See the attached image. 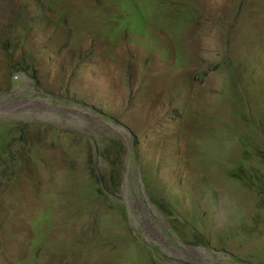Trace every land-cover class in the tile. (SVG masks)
<instances>
[{
    "label": "rangeland",
    "instance_id": "374dc122",
    "mask_svg": "<svg viewBox=\"0 0 264 264\" xmlns=\"http://www.w3.org/2000/svg\"><path fill=\"white\" fill-rule=\"evenodd\" d=\"M177 2L0 0V264H264V0Z\"/></svg>",
    "mask_w": 264,
    "mask_h": 264
},
{
    "label": "clouds",
    "instance_id": "9594fccd",
    "mask_svg": "<svg viewBox=\"0 0 264 264\" xmlns=\"http://www.w3.org/2000/svg\"><path fill=\"white\" fill-rule=\"evenodd\" d=\"M146 18H147V16H145V18H142V19L145 20ZM185 59H186V53H185ZM101 83H102V76H101V79L99 80V83H97L94 80H87V79L71 80L70 85L65 89V92H70L71 96L74 95L73 99L71 100L72 104L78 102L75 100V97L77 95H80L81 97L92 101V100L97 99L100 96L99 89L97 86H99L101 89ZM34 140H36V139H34ZM152 198L154 200L158 199L155 194L152 195ZM108 203H111V202H108ZM112 205L115 206L114 204H112ZM174 214H175V212H174ZM174 229L175 228L173 226V230ZM189 230L194 231L195 229L189 228ZM178 235H180L179 232H178Z\"/></svg>",
    "mask_w": 264,
    "mask_h": 264
},
{
    "label": "trees",
    "instance_id": "16d2710c",
    "mask_svg": "<svg viewBox=\"0 0 264 264\" xmlns=\"http://www.w3.org/2000/svg\"><path fill=\"white\" fill-rule=\"evenodd\" d=\"M166 1V3H168V4H174V5H177L178 7H180V8H183V9H185L186 11H189L190 12V10L188 9V8H186V7H189L190 5H191V3H189V2H186L185 3V5H181L180 4V2H177V0H165ZM137 6V11H138V14L139 15H137L136 17H135V28H137V34L138 35H146V30H145V27H146V25H145V22H144V20L142 19V18H145V16H149V14H150V11H143V10H145V9H143L142 7H141V5H136ZM128 9H130V7L128 8ZM187 23V19L186 18H184V20H183V23H182V26L180 27V28H178L179 30H181L182 28H183V26L185 25ZM168 24L171 26V28H172V26H173V20L172 19H170L169 20V22H168ZM173 30L174 32H178L179 30ZM186 59H184V61H185ZM238 91H240V92H243V90L242 89H238ZM244 93V92H243ZM243 98V97H242ZM6 135V134H5ZM4 135V136H5ZM247 150V149H246ZM112 154V150L111 149H107L106 150V157H107V161L108 162H110V163H114V161H112V159H111V157H110V155ZM119 155H117V157H118ZM237 180V179H236ZM238 182L239 183H241L239 180H238ZM242 184V183H241ZM193 235H194V232L192 233ZM180 237L181 238H183V237H185V236H183L182 234H180ZM193 240H198L197 239V237H196V235H194V239ZM184 241L185 242H188L189 241V237H185L184 238ZM199 244H202V242H200Z\"/></svg>",
    "mask_w": 264,
    "mask_h": 264
}]
</instances>
